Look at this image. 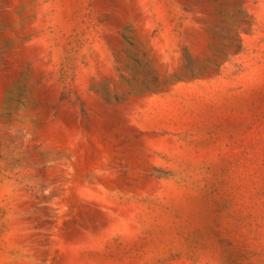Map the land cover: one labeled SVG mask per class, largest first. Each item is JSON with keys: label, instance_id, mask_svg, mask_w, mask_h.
<instances>
[{"label": "rangeland", "instance_id": "1", "mask_svg": "<svg viewBox=\"0 0 264 264\" xmlns=\"http://www.w3.org/2000/svg\"><path fill=\"white\" fill-rule=\"evenodd\" d=\"M0 264H264V0H0Z\"/></svg>", "mask_w": 264, "mask_h": 264}]
</instances>
